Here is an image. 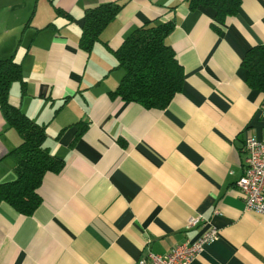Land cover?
Masks as SVG:
<instances>
[{
  "label": "crops",
  "instance_id": "crops-1",
  "mask_svg": "<svg viewBox=\"0 0 264 264\" xmlns=\"http://www.w3.org/2000/svg\"><path fill=\"white\" fill-rule=\"evenodd\" d=\"M104 1L0 0V57L21 61L25 80L9 99L46 123L45 145L65 159L45 173L33 212L0 202V264H135L210 225L219 235L191 264H264V214L244 208L236 184L246 134L264 138V91L241 65L264 43V0H241L224 20L188 0H122L86 51L85 8ZM148 19L175 20L167 42L185 71L163 108L109 94L124 72L111 49ZM20 142L0 110V181L15 178L8 152Z\"/></svg>",
  "mask_w": 264,
  "mask_h": 264
},
{
  "label": "trees",
  "instance_id": "trees-1",
  "mask_svg": "<svg viewBox=\"0 0 264 264\" xmlns=\"http://www.w3.org/2000/svg\"><path fill=\"white\" fill-rule=\"evenodd\" d=\"M189 6H212L219 20L238 11L241 0H188ZM125 5L122 0H109L87 6L81 21L79 45L90 51L101 39V33ZM58 14L72 17L70 12L56 7ZM49 22L46 26L52 25ZM175 26L174 19H148L132 29L121 44L112 48L122 67L123 75L110 96L137 101L147 108L165 107L176 92L182 89L185 71L167 36ZM105 44L109 47L107 41ZM247 83L264 91V43L252 45L241 60ZM19 80L24 93L25 80L21 61L14 55L0 57V110L9 126L21 136V142L8 154L16 158V176L0 181V202L7 201L20 212L31 213L41 202L38 190L47 171L59 172L65 165L61 155L53 153L47 145L46 123H40L26 114L9 99L11 85ZM79 134L87 122L78 120Z\"/></svg>",
  "mask_w": 264,
  "mask_h": 264
},
{
  "label": "built area",
  "instance_id": "built-area-1",
  "mask_svg": "<svg viewBox=\"0 0 264 264\" xmlns=\"http://www.w3.org/2000/svg\"><path fill=\"white\" fill-rule=\"evenodd\" d=\"M243 173L236 184L244 199V208L264 214V138L248 133L243 144ZM204 221L201 214L188 218L189 226ZM219 235L216 225L208 226L194 239L187 238L176 243L166 252H155L148 248L135 264H191L203 250L204 244Z\"/></svg>",
  "mask_w": 264,
  "mask_h": 264
}]
</instances>
